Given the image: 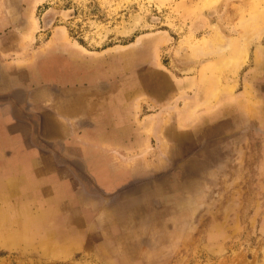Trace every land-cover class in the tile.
<instances>
[{
  "label": "rangeland",
  "instance_id": "1",
  "mask_svg": "<svg viewBox=\"0 0 264 264\" xmlns=\"http://www.w3.org/2000/svg\"><path fill=\"white\" fill-rule=\"evenodd\" d=\"M37 18L33 45L63 26L96 78L175 95L143 124L185 126L190 148L181 134L170 191L160 172L111 194L83 179L89 223L1 201L0 264H264V0H47Z\"/></svg>",
  "mask_w": 264,
  "mask_h": 264
},
{
  "label": "crops",
  "instance_id": "2",
  "mask_svg": "<svg viewBox=\"0 0 264 264\" xmlns=\"http://www.w3.org/2000/svg\"><path fill=\"white\" fill-rule=\"evenodd\" d=\"M46 2L0 0V202L38 204L41 213L65 214L63 223H89L96 201L95 192L81 185L85 178L111 194L137 174L160 172L153 184L167 183L170 191L175 187L171 157L178 148H190L186 133L191 131L160 124L159 113L149 129L143 109L155 104L169 112L175 95L146 96L140 93L143 83L96 78L94 65L79 63L84 48L69 40L63 26L33 45L37 10ZM145 146L157 157L144 158Z\"/></svg>",
  "mask_w": 264,
  "mask_h": 264
}]
</instances>
